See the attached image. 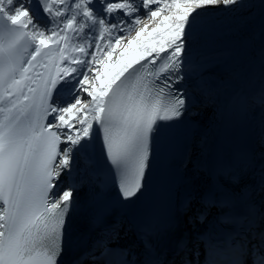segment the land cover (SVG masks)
<instances>
[{
	"label": "snow or ice",
	"instance_id": "obj_1",
	"mask_svg": "<svg viewBox=\"0 0 264 264\" xmlns=\"http://www.w3.org/2000/svg\"><path fill=\"white\" fill-rule=\"evenodd\" d=\"M255 6V0H0V264H58L82 195L74 174L101 133L109 179L93 180L98 207L91 224L102 234L74 264H165L152 236L174 233L171 220L159 229L145 226L142 260L108 246L122 224L111 220L106 190L115 186L121 202L145 195L149 158L176 126L167 122L191 112L190 84L205 90L192 83L202 64L191 45L206 17ZM145 21L154 27L142 38ZM254 163L261 165L264 195V153ZM193 216L204 223L202 213ZM220 222L231 231L197 237L209 253L206 264H264V200L258 205L249 197L242 216L225 212ZM175 244L177 254L187 248L184 238Z\"/></svg>",
	"mask_w": 264,
	"mask_h": 264
},
{
	"label": "bare ground",
	"instance_id": "obj_2",
	"mask_svg": "<svg viewBox=\"0 0 264 264\" xmlns=\"http://www.w3.org/2000/svg\"><path fill=\"white\" fill-rule=\"evenodd\" d=\"M255 2V7L240 12L212 10L206 17L202 34L191 45L192 48L201 46L204 50L213 46L219 47L220 50L215 51L212 55H217L221 61V66L215 74L203 76L195 82L203 83L205 90L201 91L198 88L200 90L197 91V88L194 89L197 91L200 101H195L192 106L191 119L193 123L189 129V140L183 162L179 168L174 197L171 201L172 210L177 217L184 216L186 218L195 211H197L196 213L200 212L195 208L196 199L194 197L209 192L208 187L212 182L207 175V163L213 152L219 130L223 126L227 104L234 99L230 95L235 90H238L235 98L244 95L249 122L241 123L229 137L230 145L224 155L225 162L227 165H233L236 162L237 153L234 139L242 130L249 138L248 154L250 157L247 161L255 169L257 184L259 185L261 165L254 162L260 160L261 154L264 153V151H260L261 136L264 133L262 127L264 107L261 106V96L264 95V54H262L264 53L262 50L264 45H262L261 40L259 42L256 39L264 30V9L259 7V0H255ZM262 38L264 39V37ZM241 39L251 42L250 50L242 56L237 51L240 43H242ZM136 47L137 45L131 48L135 49ZM111 69L105 72L106 75L111 76ZM55 100L56 96L53 98V102ZM204 101L213 105L212 110L215 114L204 117H199L201 113L196 114L197 107ZM236 124L237 122H235ZM98 153L99 140L94 141V148L88 154L87 160L81 157L83 162H78V172L74 175L78 176L82 185L81 193L86 186L90 187L96 178ZM245 155L246 152L241 156ZM208 195L212 196V193ZM189 201H192L194 207H188ZM140 208L139 199L130 211L136 213ZM128 246L133 249L132 246Z\"/></svg>",
	"mask_w": 264,
	"mask_h": 264
},
{
	"label": "rangeland",
	"instance_id": "obj_3",
	"mask_svg": "<svg viewBox=\"0 0 264 264\" xmlns=\"http://www.w3.org/2000/svg\"><path fill=\"white\" fill-rule=\"evenodd\" d=\"M146 23H148V29L146 30V32L145 33H143L142 34V38H145V37H147L148 36V33L151 31V29L154 27V25L151 23V22H148V21H145ZM136 45V43L134 42V43H132L131 44V46L130 47H132V46H135ZM262 45H264V44H262ZM261 46V45H260ZM120 45H117V51H119V49H120ZM262 50H263V52H264V47L262 46ZM262 54H264V53H262ZM117 59V56H116V54H113V55H111L110 57H108V60H109V63H108V66H107V68L105 69V72H108V71H110V69L111 68H113L115 65L113 64V61H115ZM212 73H216V72H211V73H208L207 75H209V74H212ZM206 76V75H205ZM205 88H207V87H205ZM208 89V88H207ZM208 91V90H207ZM212 108H213V105L212 104H210L209 102H207V101H204V102H202L198 107H197V112H196V114L198 113H201V116H199V115H197V116H199V117H204V116H208V115H212V114H215V112L212 110ZM193 117H194V115H193ZM263 128H264V122H263V126H262ZM260 151H264V142H262L261 144H260ZM79 162L80 163H82L83 161H82V159L80 158V160H79ZM195 202H198V201H195Z\"/></svg>",
	"mask_w": 264,
	"mask_h": 264
},
{
	"label": "water",
	"instance_id": "obj_4",
	"mask_svg": "<svg viewBox=\"0 0 264 264\" xmlns=\"http://www.w3.org/2000/svg\"><path fill=\"white\" fill-rule=\"evenodd\" d=\"M261 31V30H260ZM262 32H264V30H262L261 31V34H259L257 37H258V39H256V41H259V42H261L262 44H263V42H264V39L262 38ZM214 34V33H213ZM217 34V33H216ZM215 34V35H216ZM205 35V34H204ZM240 35V34H239ZM238 35V36H239ZM237 36V35H236ZM254 39V38H253ZM245 39H241L240 41L242 42V43H240V47L238 48V52L241 54V56L242 55H245L247 52H248V50H250V48H251V42H249V41H244ZM261 40V41H260ZM239 100H241V101H243V103L245 104V99H244V95L242 94V95H240L239 97ZM231 102V104L230 105H232L233 104V101H230ZM248 122V121H247Z\"/></svg>",
	"mask_w": 264,
	"mask_h": 264
}]
</instances>
